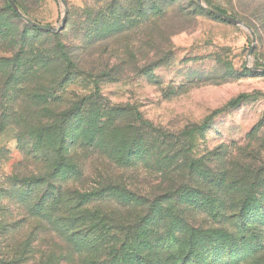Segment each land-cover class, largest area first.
Segmentation results:
<instances>
[{
	"label": "rangeland",
	"instance_id": "obj_1",
	"mask_svg": "<svg viewBox=\"0 0 264 264\" xmlns=\"http://www.w3.org/2000/svg\"><path fill=\"white\" fill-rule=\"evenodd\" d=\"M64 1L67 22L61 33L17 25L14 38H0V201L9 205L6 216H19L13 178L23 181L42 167L26 156L37 153V132H44L41 148L48 152L54 145L48 129L69 115L67 128L76 135L71 109L90 98L139 115L130 126H149V135L167 147L160 156L152 152L144 158L133 151L119 166L111 154L123 147L101 138L97 151L86 152L90 155L80 163L92 183L108 180L130 187L134 195L164 197L186 180L163 173L167 161L161 156L181 165L188 152L210 168L228 169L239 154L264 153V73L253 71L264 69V0H201L216 13L247 18V25L208 15L197 0ZM117 11L124 15L115 22ZM64 14L62 1L43 0L29 16L58 29ZM249 30L256 38L251 55ZM87 36L93 45L82 55ZM102 37L107 40L97 42ZM63 55L73 67L63 65ZM176 142L182 147L174 154ZM65 148L71 156L78 152L71 140ZM112 206L121 217L135 213ZM232 252L217 249L205 264L231 263L238 257Z\"/></svg>",
	"mask_w": 264,
	"mask_h": 264
},
{
	"label": "trees",
	"instance_id": "obj_2",
	"mask_svg": "<svg viewBox=\"0 0 264 264\" xmlns=\"http://www.w3.org/2000/svg\"><path fill=\"white\" fill-rule=\"evenodd\" d=\"M12 1L23 17L34 22L29 13L43 0ZM216 11L247 25V18L237 13ZM121 15L117 11L114 21ZM17 25L38 32L8 0H0V38H14ZM86 38L82 55L93 45L90 36ZM103 38L97 42L107 40ZM63 60V65L73 67L71 58L63 55ZM71 113L76 135L67 128L69 115L48 129L46 137L54 144L48 152L41 148L44 132H37V153L26 156L42 167L23 181L13 178L19 216H6L9 205L0 201V264H205L220 248L238 256L225 264H264V153L239 154L228 169L210 168L188 152L181 165L175 157L161 156L167 161L162 172L183 174L185 185L164 197L140 191L134 195L120 183L86 181L82 158L90 155L88 151L95 153L100 139L107 136L124 149L111 154L119 166L134 156L133 151L141 158L152 152L160 156L166 145L149 135V126L137 130L130 126L129 120H141L139 115L110 110L99 99L77 104ZM206 127L204 123L200 128ZM70 140L78 151L72 156L65 148ZM179 146L173 144L174 154ZM112 205L135 213L121 217L115 210L112 213Z\"/></svg>",
	"mask_w": 264,
	"mask_h": 264
},
{
	"label": "water",
	"instance_id": "obj_3",
	"mask_svg": "<svg viewBox=\"0 0 264 264\" xmlns=\"http://www.w3.org/2000/svg\"><path fill=\"white\" fill-rule=\"evenodd\" d=\"M61 1H62L63 5H64V8H65V14H64V17L62 18L61 26H60L58 29H56L55 27H52V26L36 24V23L30 21L29 19L23 17V16L21 15V13L18 11V9H17L16 5L14 4V2H13L12 0H8L9 5H10V7L12 8V10H13V11H14V12H15V13H16V14H17V15H18V16H19V17H20V18H21V19H22V20H23V21H24L29 27H31V28H33V29H36V30H38V31L48 32V33H54V34L61 33V32L65 29V25H66V21H67V10H68V9H67V4H66V2H65L64 0H61ZM197 3H198V5H199V7H200L205 13H207V14H209V15H212V16L218 18L219 20L228 21V22L234 23V24H236V25H242L241 23H239V22L233 20L232 18H230V17H228V16H226V15H222V14H220V13H216V12L212 11L211 9H209V8H207V7H205V6H203L201 0H197ZM249 32H250V34H251V36H252V39H253V45H252V47H251L250 50H249V55H251L252 52H253V48H254V44H255V40H256V38H255L254 33H253L251 30H249ZM253 71H254V72H262V73H264V69H253Z\"/></svg>",
	"mask_w": 264,
	"mask_h": 264
}]
</instances>
